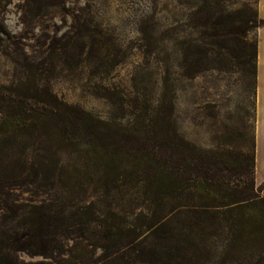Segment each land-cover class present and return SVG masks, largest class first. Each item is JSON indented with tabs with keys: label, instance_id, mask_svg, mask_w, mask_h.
Segmentation results:
<instances>
[{
	"label": "rangeland",
	"instance_id": "obj_1",
	"mask_svg": "<svg viewBox=\"0 0 264 264\" xmlns=\"http://www.w3.org/2000/svg\"><path fill=\"white\" fill-rule=\"evenodd\" d=\"M261 25L258 0H0V111L11 108L14 91L47 85L113 130L138 126V116L148 124L159 112L191 146L232 153L234 168L236 153L254 156ZM53 149L24 157L20 148L0 151V239L37 234L41 221L49 245L47 256L14 253L17 264H159L163 241L145 229L135 237L130 226L139 225L140 186L100 187L91 162ZM38 162L45 168L34 173ZM194 163L176 162L174 170L194 178ZM252 179L250 172L245 181ZM231 180L238 182L236 172ZM257 196L244 219L260 223L263 186ZM200 202L191 191L172 200ZM261 246L212 251L209 263L193 264H264Z\"/></svg>",
	"mask_w": 264,
	"mask_h": 264
},
{
	"label": "trees",
	"instance_id": "obj_2",
	"mask_svg": "<svg viewBox=\"0 0 264 264\" xmlns=\"http://www.w3.org/2000/svg\"><path fill=\"white\" fill-rule=\"evenodd\" d=\"M14 92L16 100L11 108L0 111V151L20 148L19 155L24 157L28 150L50 153L54 148L51 155H56L71 149L78 158L94 165L100 187L112 186L118 191L119 183L140 186L144 202L135 219L139 225H128L133 226L135 237L145 229L163 241L165 251L160 254L159 264L209 263L206 256L212 251L222 249L239 254L244 248L257 253L263 249L264 220L255 223L244 219L247 210L255 208L260 199L254 181V156L236 153V166L232 168V153L191 146L169 126L167 116L160 117L159 112L150 113L153 117L148 124L139 121L138 116V126L113 130L101 119L59 101L47 85H42L41 90L24 87ZM6 118H11L13 124L9 125ZM16 138L22 145L16 143ZM25 138L33 140L32 144L24 145ZM187 159L195 162L190 168L194 178L174 170L176 162L184 164ZM43 168L42 162L29 167L34 173ZM232 172L238 175V182L231 180ZM250 172L251 183L245 181ZM184 191L193 192L202 202L172 203ZM92 214L98 216L101 212L94 208ZM112 216L118 217L115 212ZM38 222L37 234L0 239V264H17L13 256L17 252L47 256L49 245L43 237L42 223ZM233 262L240 264L238 258Z\"/></svg>",
	"mask_w": 264,
	"mask_h": 264
},
{
	"label": "crops",
	"instance_id": "obj_3",
	"mask_svg": "<svg viewBox=\"0 0 264 264\" xmlns=\"http://www.w3.org/2000/svg\"><path fill=\"white\" fill-rule=\"evenodd\" d=\"M258 14L264 21V0H258ZM254 181L264 187V24L257 30L255 60Z\"/></svg>",
	"mask_w": 264,
	"mask_h": 264
}]
</instances>
